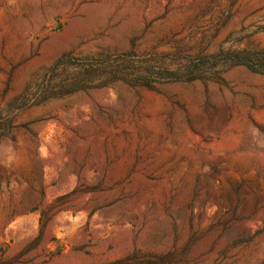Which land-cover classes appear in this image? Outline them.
Returning <instances> with one entry per match:
<instances>
[{
    "label": "rangeland",
    "instance_id": "374dc122",
    "mask_svg": "<svg viewBox=\"0 0 264 264\" xmlns=\"http://www.w3.org/2000/svg\"><path fill=\"white\" fill-rule=\"evenodd\" d=\"M0 264H264V0H0Z\"/></svg>",
    "mask_w": 264,
    "mask_h": 264
}]
</instances>
